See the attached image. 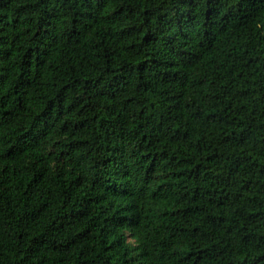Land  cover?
Segmentation results:
<instances>
[{"label": "trees", "instance_id": "1", "mask_svg": "<svg viewBox=\"0 0 264 264\" xmlns=\"http://www.w3.org/2000/svg\"><path fill=\"white\" fill-rule=\"evenodd\" d=\"M0 264H264V0H0Z\"/></svg>", "mask_w": 264, "mask_h": 264}]
</instances>
